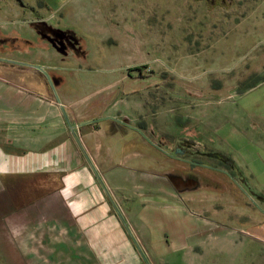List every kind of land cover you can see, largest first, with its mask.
Returning a JSON list of instances; mask_svg holds the SVG:
<instances>
[{"label": "crops", "instance_id": "1", "mask_svg": "<svg viewBox=\"0 0 264 264\" xmlns=\"http://www.w3.org/2000/svg\"><path fill=\"white\" fill-rule=\"evenodd\" d=\"M84 1L0 0V13L42 22ZM24 73L0 75V259L264 264V192L235 193L228 172L207 174L206 186L178 175L139 182L130 164L148 152L134 148L153 142L132 115L104 114L110 96L98 108V94L66 89L63 77H51L52 91L42 73Z\"/></svg>", "mask_w": 264, "mask_h": 264}, {"label": "rangeland", "instance_id": "2", "mask_svg": "<svg viewBox=\"0 0 264 264\" xmlns=\"http://www.w3.org/2000/svg\"><path fill=\"white\" fill-rule=\"evenodd\" d=\"M3 14L0 75L25 77L30 68L52 91L51 77H63L66 89L98 94L101 109L110 96L104 114L132 115L127 121L153 142L134 148L148 152L129 163L139 182L178 175L206 186L207 174L228 172L235 193L264 192V0H85L42 22ZM9 233L10 250L21 253Z\"/></svg>", "mask_w": 264, "mask_h": 264}]
</instances>
